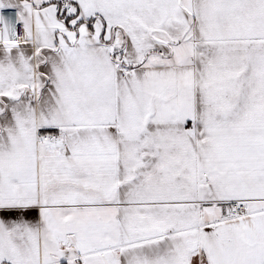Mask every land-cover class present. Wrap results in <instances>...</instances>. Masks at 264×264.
<instances>
[{
  "label": "snow or ice",
  "instance_id": "obj_1",
  "mask_svg": "<svg viewBox=\"0 0 264 264\" xmlns=\"http://www.w3.org/2000/svg\"><path fill=\"white\" fill-rule=\"evenodd\" d=\"M0 264H264V0H0Z\"/></svg>",
  "mask_w": 264,
  "mask_h": 264
}]
</instances>
